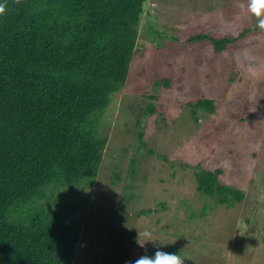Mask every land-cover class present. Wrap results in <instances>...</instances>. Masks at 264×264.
Returning <instances> with one entry per match:
<instances>
[{"label":"rangeland","instance_id":"1","mask_svg":"<svg viewBox=\"0 0 264 264\" xmlns=\"http://www.w3.org/2000/svg\"><path fill=\"white\" fill-rule=\"evenodd\" d=\"M248 2H145L130 78L101 115L97 175L61 208L80 228L72 264H131L157 250L182 251L185 264H264V30ZM201 34L232 41L188 42ZM202 98L213 112L187 104ZM201 169H221L243 199L216 205L197 190Z\"/></svg>","mask_w":264,"mask_h":264},{"label":"trees","instance_id":"2","mask_svg":"<svg viewBox=\"0 0 264 264\" xmlns=\"http://www.w3.org/2000/svg\"><path fill=\"white\" fill-rule=\"evenodd\" d=\"M146 1L6 0L0 18V264H72L80 228L64 223L61 208L97 175L107 142L98 131L101 115L130 78L141 18L150 15L143 13ZM146 30L152 39L163 35L151 23ZM205 38L216 50L232 41L201 34L188 42ZM187 104L214 111L210 99ZM220 173L196 172L197 190L231 207L244 195L221 184Z\"/></svg>","mask_w":264,"mask_h":264},{"label":"clouds","instance_id":"3","mask_svg":"<svg viewBox=\"0 0 264 264\" xmlns=\"http://www.w3.org/2000/svg\"><path fill=\"white\" fill-rule=\"evenodd\" d=\"M6 0H0V18L7 14ZM247 11L257 18V27L264 30V0H249ZM145 241H152L151 233H143ZM186 257L182 251L168 253L157 250L154 255H143L131 262V264H185Z\"/></svg>","mask_w":264,"mask_h":264}]
</instances>
